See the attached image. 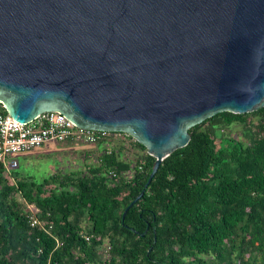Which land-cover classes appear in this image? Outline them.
Instances as JSON below:
<instances>
[{
    "label": "water",
    "instance_id": "obj_1",
    "mask_svg": "<svg viewBox=\"0 0 264 264\" xmlns=\"http://www.w3.org/2000/svg\"><path fill=\"white\" fill-rule=\"evenodd\" d=\"M0 101L144 145L156 160L125 219L192 127L264 107V0H0Z\"/></svg>",
    "mask_w": 264,
    "mask_h": 264
},
{
    "label": "trees",
    "instance_id": "obj_2",
    "mask_svg": "<svg viewBox=\"0 0 264 264\" xmlns=\"http://www.w3.org/2000/svg\"><path fill=\"white\" fill-rule=\"evenodd\" d=\"M251 116L263 128L264 107L192 127L125 219L156 160L135 138L133 166L114 148L86 173L39 182L18 169L15 183L1 173L0 264H264V135L247 144L224 133ZM27 202L51 232L31 226Z\"/></svg>",
    "mask_w": 264,
    "mask_h": 264
},
{
    "label": "built area",
    "instance_id": "obj_3",
    "mask_svg": "<svg viewBox=\"0 0 264 264\" xmlns=\"http://www.w3.org/2000/svg\"><path fill=\"white\" fill-rule=\"evenodd\" d=\"M264 135L263 128L258 129ZM126 133L90 130L79 127L65 114L51 111L40 114L28 123L18 122L11 116L5 104L0 101V174L5 173L16 182L14 172L19 169V153L42 148L48 143L63 142L79 146L91 145L109 140L110 136ZM28 219L33 227L51 232L53 226L38 217L40 209L27 202ZM90 236L87 237L90 240Z\"/></svg>",
    "mask_w": 264,
    "mask_h": 264
},
{
    "label": "rangeland",
    "instance_id": "obj_4",
    "mask_svg": "<svg viewBox=\"0 0 264 264\" xmlns=\"http://www.w3.org/2000/svg\"><path fill=\"white\" fill-rule=\"evenodd\" d=\"M249 120L254 122L251 126L246 127L247 125L243 123H236L226 129L224 133H228L247 144L250 143L251 136L258 132L256 123L259 122V118L251 116ZM135 141L130 135L123 134L110 136L109 140L101 143L84 146L63 142L48 143L42 148L19 153V170L24 177L34 178L39 182L57 173H86L89 164H100V156L104 151L114 148L116 150L122 149V159L132 163L133 166L141 152ZM127 175L131 176L132 172L129 171Z\"/></svg>",
    "mask_w": 264,
    "mask_h": 264
}]
</instances>
